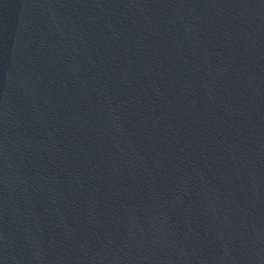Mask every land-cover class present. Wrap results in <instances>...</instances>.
<instances>
[{"label":"water","instance_id":"water-1","mask_svg":"<svg viewBox=\"0 0 264 264\" xmlns=\"http://www.w3.org/2000/svg\"><path fill=\"white\" fill-rule=\"evenodd\" d=\"M0 264H264V0H0Z\"/></svg>","mask_w":264,"mask_h":264}]
</instances>
